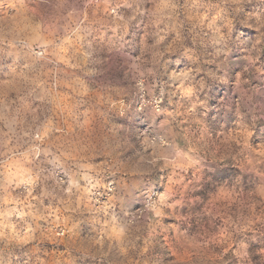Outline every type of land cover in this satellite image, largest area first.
Masks as SVG:
<instances>
[{
	"label": "clouds",
	"instance_id": "clouds-1",
	"mask_svg": "<svg viewBox=\"0 0 264 264\" xmlns=\"http://www.w3.org/2000/svg\"><path fill=\"white\" fill-rule=\"evenodd\" d=\"M0 264H264V0H0Z\"/></svg>",
	"mask_w": 264,
	"mask_h": 264
}]
</instances>
